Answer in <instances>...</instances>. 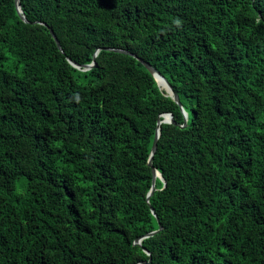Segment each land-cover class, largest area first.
<instances>
[{
	"label": "trees",
	"instance_id": "1",
	"mask_svg": "<svg viewBox=\"0 0 264 264\" xmlns=\"http://www.w3.org/2000/svg\"><path fill=\"white\" fill-rule=\"evenodd\" d=\"M18 1L25 21L0 0V264H264V0Z\"/></svg>",
	"mask_w": 264,
	"mask_h": 264
},
{
	"label": "water",
	"instance_id": "2",
	"mask_svg": "<svg viewBox=\"0 0 264 264\" xmlns=\"http://www.w3.org/2000/svg\"><path fill=\"white\" fill-rule=\"evenodd\" d=\"M14 4H15V8H16V12L17 14L19 15V17L25 21L24 17L22 16V12H21V9H20V6H19V1L18 0H14ZM49 33L51 34L55 44L57 47H59V44L55 38V36L53 35L52 31L49 29ZM114 52H117V53H122V54H128L129 56H132V57H135L148 71L149 73L152 75V77L154 78L155 82H156V85L157 87L159 88V83H161L162 85H164L166 87V94L171 98L173 99V101L178 105L180 106L179 104V100H178V97L177 95L173 92L171 86L168 84V82L166 81L165 78H163L158 72H156L148 63L144 62L142 59L140 58H137L134 54L132 53H129L127 51H123V50H113ZM95 55L96 53L93 55V58H92V61L89 65H85L83 66L82 68H80V66L76 65L75 63H73L72 61H70L69 59H67L68 63L71 64L73 67L77 68V69H82V70H88V69H91L93 67H95V61H94V58H95ZM158 75V76H156ZM158 77V78H157ZM159 79V80H158ZM160 89V88H159ZM182 113H183V117H184V121L186 119V114L185 112H183V110L181 109ZM162 118V120H157V123H156V129H155V136H154V139H153V142H152V146H151V150H150V154H149V158L147 160V166L150 168V171H151V175H152V182H151V187H150V190L149 192L147 193V196H146V201L149 200V198L151 197V195L153 194V192L155 191V188H154V179L155 177L159 178L160 181L163 183V186H165V182L164 180L161 178V175L159 174V172H157V170L152 166V157H153V154L155 152V149H156V141L158 139V136H159V126L161 123H171V124H175L173 119H172V115L170 113H165V114H162L160 116ZM159 175V176H157ZM153 212V211H152ZM153 233H149L146 235L147 236H150L152 235ZM140 240L141 238L137 239L134 241V244L135 245H138L140 246ZM143 251L148 255V253L143 249ZM139 264H144V263H139Z\"/></svg>",
	"mask_w": 264,
	"mask_h": 264
},
{
	"label": "bare ground",
	"instance_id": "3",
	"mask_svg": "<svg viewBox=\"0 0 264 264\" xmlns=\"http://www.w3.org/2000/svg\"><path fill=\"white\" fill-rule=\"evenodd\" d=\"M156 76H158V75H156ZM157 78H158V77H157ZM158 80H159V79H158ZM159 86H160V88L166 90V87H165L164 85H162L161 83H159ZM157 176H159V175H157Z\"/></svg>",
	"mask_w": 264,
	"mask_h": 264
},
{
	"label": "rangeland",
	"instance_id": "4",
	"mask_svg": "<svg viewBox=\"0 0 264 264\" xmlns=\"http://www.w3.org/2000/svg\"><path fill=\"white\" fill-rule=\"evenodd\" d=\"M159 88H160V87H159ZM160 90H161V91H165V92H166V90H164V89H162V88H160Z\"/></svg>",
	"mask_w": 264,
	"mask_h": 264
}]
</instances>
